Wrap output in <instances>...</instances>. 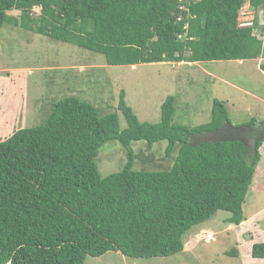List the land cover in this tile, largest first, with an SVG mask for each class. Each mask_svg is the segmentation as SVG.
Here are the masks:
<instances>
[{
	"label": "trees",
	"instance_id": "16d2710c",
	"mask_svg": "<svg viewBox=\"0 0 264 264\" xmlns=\"http://www.w3.org/2000/svg\"><path fill=\"white\" fill-rule=\"evenodd\" d=\"M246 2L255 17L239 26ZM5 23L101 53L109 65L264 59V0H0V28ZM259 67L264 74V62ZM173 103L169 95L161 104L159 122H140L121 91V129L116 112L100 115L65 96L42 123L0 138V264H84L110 250L169 256L218 210L240 224L264 139L253 149L203 139L231 124L223 101L214 99L209 120L194 126L172 122ZM109 140L126 149L127 161L102 176L95 158ZM137 140H166L165 156L177 148L172 165L133 169ZM250 255L264 258V241L253 242Z\"/></svg>",
	"mask_w": 264,
	"mask_h": 264
},
{
	"label": "rangeland",
	"instance_id": "374dc122",
	"mask_svg": "<svg viewBox=\"0 0 264 264\" xmlns=\"http://www.w3.org/2000/svg\"><path fill=\"white\" fill-rule=\"evenodd\" d=\"M243 5L245 12L248 2ZM18 13L8 12L14 16ZM262 23L260 13L259 24ZM261 62L264 59L212 60L194 65H109L101 53L5 23L0 28V138L18 128L42 123L55 101L71 95L93 104L100 115L116 112L123 129L127 122L117 109L121 91L140 122H159L161 104L172 95L173 123L194 126L207 122L212 102L218 99L223 101L234 127L251 118L264 124ZM166 145V140L150 146L144 140L132 141V168L158 170L171 166L177 148L167 157ZM259 151L262 156L256 177L243 205L244 220L250 222L254 218L255 229L249 222L243 225L247 230L225 222L230 212L218 210L212 218L185 233L180 252L128 257L110 250L99 256L86 255L84 264H254L247 261L251 257V229L264 237V217L258 215L264 209V141ZM126 161L127 151L117 140L102 144L95 158L102 176L120 170ZM232 249L238 255H227Z\"/></svg>",
	"mask_w": 264,
	"mask_h": 264
},
{
	"label": "crops",
	"instance_id": "0c3cea01",
	"mask_svg": "<svg viewBox=\"0 0 264 264\" xmlns=\"http://www.w3.org/2000/svg\"><path fill=\"white\" fill-rule=\"evenodd\" d=\"M262 59V58H261ZM178 63V65H182V64H186V63H188V64H192L193 63V65L194 64H196L197 62H186V61H180V62H177ZM130 66H134V65H130ZM244 125H242V126H246L245 125V123H243ZM231 125L232 126H234L233 125V123H231ZM261 124H259V123H255L254 125H252V126H254V127H257V126H260ZM263 139H264V136H263ZM261 154V153H260ZM261 156H262V154H261ZM261 159V158H260ZM259 163V162H258ZM257 167H258V165H257ZM256 172H257V168H256V171H255V175H254V179H255V177H256ZM252 183H253V181H252ZM249 190H250V188H249ZM249 192V191H248ZM261 192L262 193H264V187H262V189H261ZM260 192V193H261ZM262 211V212H261ZM261 211H259V213H258V215H261L262 217H264V209L263 210H261ZM257 215V216H258ZM251 220H250V222H249V219H245V220H243L240 224H238V225H236V226H238V227H243V229H245V230H247L245 227L246 226H243V225H248L247 224V222H249L250 223V225H252V227H253V225H254V218H250ZM254 228V227H253ZM253 228L251 229V233L249 234V236H250V246H251V244L253 243V242H258V241H264V237L262 238V235H261V233L260 232H256V230H253ZM255 229V228H254ZM258 235V236H257ZM251 248V247H250ZM246 261V260H245ZM248 263L249 262H251V263H254V264H257V263H259V264H264V258H253V257H250V258H248Z\"/></svg>",
	"mask_w": 264,
	"mask_h": 264
},
{
	"label": "flooded vegetation",
	"instance_id": "af4514ba",
	"mask_svg": "<svg viewBox=\"0 0 264 264\" xmlns=\"http://www.w3.org/2000/svg\"><path fill=\"white\" fill-rule=\"evenodd\" d=\"M242 134L243 136H246L247 138L253 140L255 137L259 135L264 134V124H261L260 126L254 127L253 129L249 130L247 128H244L243 130H236L232 129L229 126H225L224 128L220 129L216 132H209L205 134L206 138H210L212 140H218L220 137H232Z\"/></svg>",
	"mask_w": 264,
	"mask_h": 264
},
{
	"label": "water",
	"instance_id": "95a60500",
	"mask_svg": "<svg viewBox=\"0 0 264 264\" xmlns=\"http://www.w3.org/2000/svg\"><path fill=\"white\" fill-rule=\"evenodd\" d=\"M225 126H229L232 129H236V130H243L244 128H247L249 130L253 129L254 126H239V127H234L231 124H225L223 125L220 129L224 128ZM219 129V130H220ZM263 135H259L257 137H255L253 140L247 138L246 136H243L242 134L237 135V136H232V137H220L218 140L222 141V140H230V139H236L239 140L240 142L244 143L247 147H249L250 149H253L256 145V141L258 139H263ZM208 140H212L210 138H206Z\"/></svg>",
	"mask_w": 264,
	"mask_h": 264
},
{
	"label": "built area",
	"instance_id": "2783aa9c",
	"mask_svg": "<svg viewBox=\"0 0 264 264\" xmlns=\"http://www.w3.org/2000/svg\"><path fill=\"white\" fill-rule=\"evenodd\" d=\"M243 6L242 5L239 9V13H238V24L239 26H249L252 24L253 19L255 17V11L253 9L250 8L249 4H248V10H246L245 12H243ZM39 8L36 7L35 10L37 11ZM260 13H262V11H260ZM245 15V17L242 19V16ZM260 15V14H259Z\"/></svg>",
	"mask_w": 264,
	"mask_h": 264
}]
</instances>
